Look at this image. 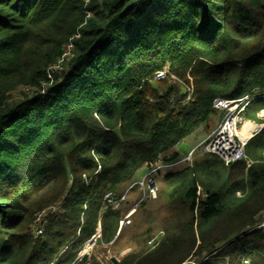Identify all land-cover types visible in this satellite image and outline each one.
<instances>
[{"label":"trees","instance_id":"obj_1","mask_svg":"<svg viewBox=\"0 0 264 264\" xmlns=\"http://www.w3.org/2000/svg\"><path fill=\"white\" fill-rule=\"evenodd\" d=\"M86 2L0 0V264H86L99 228L103 245L124 229L106 195L177 164L202 126L211 135L216 99L256 97L250 121L264 111V0ZM77 33L63 78L41 93ZM246 153L249 167L184 162L166 178L178 223L116 264H264V127ZM63 198L35 238V216Z\"/></svg>","mask_w":264,"mask_h":264},{"label":"built area","instance_id":"obj_2","mask_svg":"<svg viewBox=\"0 0 264 264\" xmlns=\"http://www.w3.org/2000/svg\"><path fill=\"white\" fill-rule=\"evenodd\" d=\"M89 2V0H88ZM88 2H86L88 4ZM90 16V15H89ZM80 34L77 33L76 36L72 37L68 45L66 46L61 58L58 62L51 66L48 71V79L49 82L42 86L40 90L41 93H45L49 87L53 85L56 79L61 80L63 78L64 72L66 70L67 62L73 56V49H74V39L79 38ZM169 76V71L164 69L161 70L156 74V81H162L167 79ZM24 93H30L29 88H22ZM192 95V89H189V97L190 99ZM257 99L254 96H245L240 99L236 100H228V99H216L214 101V108L223 114L222 120L218 123L216 128L212 131L211 135L205 141V145L203 147V152L205 154L216 156L220 158L226 166H230L236 164L240 161H246L247 166L249 167L252 164V161L248 158L246 153V147L248 141L254 137L257 133H259L263 128L264 124H259V128L253 131L250 138L244 140L241 136L243 127L247 123L246 119V112L249 105ZM260 117L264 119V112L260 114ZM195 159L194 152L192 151L183 162L192 163ZM178 162L177 164H179ZM176 165V164H175ZM172 166V165H171ZM164 165H159L152 169L142 180L136 181L131 189L139 188L143 193L144 196L151 200L158 199V182L156 177V173L163 169ZM84 180L88 185L90 179L84 176ZM130 189V188H129ZM129 192V190H128ZM127 192V193H128ZM126 195L122 196L121 198H117L114 193H108L105 197L107 205L112 206L114 209L120 208V206L126 202L127 198ZM200 193V192H199ZM65 203V199L63 198L60 202L56 205H53L41 212H39L34 219L31 232L35 238H40L44 233L46 228L49 225L50 220L58 215L61 212L62 207ZM137 212V206H134L129 209L126 213L125 217L120 221L119 224V232L126 227V225L131 223V218ZM256 229L264 230V221L256 227ZM119 234V233H118ZM101 236V229H98V233L88 241L85 246L84 250L86 251L87 248H92L96 245L97 239ZM192 264H196L192 262Z\"/></svg>","mask_w":264,"mask_h":264},{"label":"rangeland","instance_id":"obj_3","mask_svg":"<svg viewBox=\"0 0 264 264\" xmlns=\"http://www.w3.org/2000/svg\"><path fill=\"white\" fill-rule=\"evenodd\" d=\"M166 80V79H165ZM23 94L20 92L13 94L14 99H23ZM219 114L222 115L221 112ZM219 114L215 118V124L218 125L222 117ZM225 114V113H223ZM258 115V114H257ZM263 118L260 117L256 121L262 122ZM213 125L212 131L217 125ZM259 125V124H258ZM211 131V132H212ZM208 130L203 126L198 129L195 133L186 138L181 144L178 145L177 151L180 153L182 158L189 155L192 151L194 156L202 155L203 147L205 145L204 140L210 136ZM203 158L201 156L198 159ZM183 166V165H182ZM176 167L178 169L163 171L157 178L159 192L158 199L151 200L144 196V193L139 188L131 189L136 180H142L148 173L147 169H141L137 172L134 181L129 183L128 203L121 205L120 208L126 215L130 208L137 206V212L131 218V223L124 227L119 240L114 244L103 245L96 244L92 248H87L81 253L83 261L86 264H90L92 261H98L100 264H112L113 260L116 259L118 262L131 251L139 248L142 244L150 243L153 244L154 240L163 235L164 229L178 223L179 216L183 214L182 208L172 207L169 203L170 194L172 191V181L166 178L182 170L183 167ZM32 228V226H31ZM154 240L151 241V239ZM195 262L194 259H189L184 264H192Z\"/></svg>","mask_w":264,"mask_h":264},{"label":"bare ground","instance_id":"obj_4","mask_svg":"<svg viewBox=\"0 0 264 264\" xmlns=\"http://www.w3.org/2000/svg\"><path fill=\"white\" fill-rule=\"evenodd\" d=\"M260 126L259 125H256L255 123L253 122H247L245 124V126L243 127V130H242V133H241V136L244 140H247V138L250 137L251 133L258 129ZM252 139V138H251ZM206 141V140H205ZM249 142V141H248ZM101 229V228H100Z\"/></svg>","mask_w":264,"mask_h":264},{"label":"crops","instance_id":"obj_5","mask_svg":"<svg viewBox=\"0 0 264 264\" xmlns=\"http://www.w3.org/2000/svg\"><path fill=\"white\" fill-rule=\"evenodd\" d=\"M264 111H262V112H260L258 115H257V117L259 118L260 117V114L261 113H263ZM261 118V117H260ZM262 119V118H261ZM264 120V119H263ZM249 122H253V123H255L256 125H258L256 122H254V121H250V120H248ZM247 121V122H248ZM257 130V129H256ZM255 131V130H254ZM253 133V132H252ZM252 133H251V135H252ZM251 135H250V137H251ZM209 137V136H208ZM208 137L205 139V140H207L208 139ZM249 137V138H250ZM248 139V138H247ZM205 140H204V142H205ZM203 155H208V154H205L204 152H202V155H197V156H195V158L196 157H199V156H203ZM188 156V155H187ZM180 158H181V160L179 161L180 163L179 164H176V165H172V166H170L169 168H165L166 170H168V171H171V170H176V169H178V168H176V167H181L182 165H183V160L186 158V157H184V158H182L181 156H180ZM148 171V170H147ZM163 171V170H162ZM136 181H138V180H136Z\"/></svg>","mask_w":264,"mask_h":264},{"label":"water","instance_id":"obj_6","mask_svg":"<svg viewBox=\"0 0 264 264\" xmlns=\"http://www.w3.org/2000/svg\"><path fill=\"white\" fill-rule=\"evenodd\" d=\"M263 127H264V126H263ZM263 127H262V128H263ZM252 138H253V137H252ZM111 244H113V243H111ZM113 262H114L115 264L118 263V261H117L116 259H114Z\"/></svg>","mask_w":264,"mask_h":264}]
</instances>
